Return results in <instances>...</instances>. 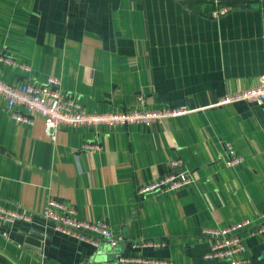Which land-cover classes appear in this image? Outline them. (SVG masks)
Here are the masks:
<instances>
[{
	"label": "crops",
	"instance_id": "crops-1",
	"mask_svg": "<svg viewBox=\"0 0 264 264\" xmlns=\"http://www.w3.org/2000/svg\"><path fill=\"white\" fill-rule=\"evenodd\" d=\"M255 2L214 17L216 1L206 0H0V54L31 65L0 62V79L42 85L58 77L62 93L93 112L195 109L151 125L63 126L51 139L42 118L17 122L0 96V204L36 214L0 222V264H114L120 253L229 264L205 258L203 231L260 221L264 106L215 104L264 74V0ZM225 142L243 163L224 164ZM175 158L193 182L173 194L139 192L173 171ZM50 198L74 205L77 218L107 221L117 245L96 232L84 231L99 247L58 233L39 214ZM244 236V264H264V235ZM140 240L165 245L133 249Z\"/></svg>",
	"mask_w": 264,
	"mask_h": 264
},
{
	"label": "built area",
	"instance_id": "built-area-1",
	"mask_svg": "<svg viewBox=\"0 0 264 264\" xmlns=\"http://www.w3.org/2000/svg\"><path fill=\"white\" fill-rule=\"evenodd\" d=\"M235 7L232 3L216 1L212 15L219 17ZM0 62L22 71H30L31 65L24 59L0 54ZM0 96L5 100L11 116L17 122L33 125L36 116L42 118L46 134L55 139L60 127L99 128L106 126L114 128L130 123L151 125L164 118L177 117L194 111L187 106L163 105L159 108L134 106L126 110H112L107 112L88 111L74 97H67L62 93L61 80L50 76L42 85L28 82L10 84L0 79ZM237 101L255 102L264 106V74L256 86L227 93L220 97L215 105H224ZM19 108H24L23 113ZM84 148H96L85 144ZM224 164L228 167L237 166L245 160L244 156L236 151L231 142L224 143ZM184 161L175 158L170 161L173 171L165 176L145 184L139 189L140 193L160 190L166 193H175L183 186L193 182V174L184 168ZM44 221L53 224V228L65 236L99 247L100 240L93 238L84 231L96 232L112 247L117 245L111 225L104 220L86 221L77 218L76 207L72 204L59 201L55 198L47 200L43 210L39 213ZM35 212L26 209H10L0 204V222L14 224L16 222H33ZM204 236L210 242V248L205 258L225 261L229 264H244L247 259L244 253L247 250L246 238L264 235V210L260 213V221L252 223L244 219L223 227L206 228ZM165 245L163 240L133 241L132 248L159 247ZM114 264H169L168 261L157 258H148L137 255L119 254Z\"/></svg>",
	"mask_w": 264,
	"mask_h": 264
},
{
	"label": "water",
	"instance_id": "water-1",
	"mask_svg": "<svg viewBox=\"0 0 264 264\" xmlns=\"http://www.w3.org/2000/svg\"><path fill=\"white\" fill-rule=\"evenodd\" d=\"M206 1H220V2H233V1H241V2H244L242 4V6H254V5H257V3L255 2V0H206ZM251 1V2H249Z\"/></svg>",
	"mask_w": 264,
	"mask_h": 264
},
{
	"label": "trees",
	"instance_id": "trees-1",
	"mask_svg": "<svg viewBox=\"0 0 264 264\" xmlns=\"http://www.w3.org/2000/svg\"><path fill=\"white\" fill-rule=\"evenodd\" d=\"M236 2H238V1H233V2L231 1V2H228V3H232V4H234V3H236Z\"/></svg>",
	"mask_w": 264,
	"mask_h": 264
}]
</instances>
